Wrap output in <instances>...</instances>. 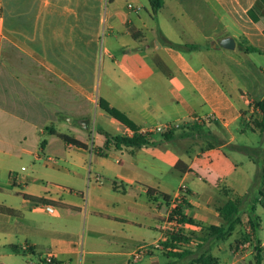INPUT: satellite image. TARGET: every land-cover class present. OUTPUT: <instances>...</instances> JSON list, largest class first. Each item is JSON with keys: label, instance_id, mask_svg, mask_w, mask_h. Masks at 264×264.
Here are the masks:
<instances>
[{"label": "crops", "instance_id": "crops-1", "mask_svg": "<svg viewBox=\"0 0 264 264\" xmlns=\"http://www.w3.org/2000/svg\"><path fill=\"white\" fill-rule=\"evenodd\" d=\"M256 1L264 7V0H163L162 6L151 13L152 17L156 16V41L152 48L156 57L149 58L146 52L140 51L142 53L129 57L132 69L122 66V75L114 78L121 85L128 79L135 84L150 82L152 97L143 101L132 100V104L124 109L126 114L140 132L160 123L185 120L195 114H208L210 118L159 132V138H154L158 131L152 132L151 136L156 140L153 143L137 147L113 143L115 150L121 152L125 149L134 156L126 159L116 155L118 167L115 178L126 184L119 194L122 201L136 200L142 193H146L150 200L161 195L167 210L171 193L153 182L156 183V172L162 175L173 168L175 172L171 173H175L179 182L188 187L182 208L186 216L196 223L192 231H201L202 224L218 225L222 222L218 207L238 191L224 182L216 185L220 177L211 171L209 156L231 141L236 132L242 133L245 128L258 132L254 124L259 121L261 113L254 104L264 98V10L257 21L247 12ZM106 2L0 0V152L8 154L19 148L21 152L35 156H38L39 149L44 153L57 151L65 155L71 147H76L89 151L90 155H107L110 145L104 132L108 131L96 129L98 142H90L88 118L90 107L97 105L98 95L96 100L93 95L96 94L100 23L104 19L101 12ZM112 20L124 25L131 35L145 38L142 29L127 17L117 15ZM113 21L108 25V33H112ZM227 36L234 40L231 48L221 44ZM190 44H198V47ZM249 45L259 50H247ZM135 106L141 109L139 113L131 111ZM116 123L121 135H132L131 129L118 120ZM45 126H53L60 132L71 131L73 136L87 143V147L66 144L56 134L48 133ZM165 132L173 134V137L160 140ZM227 133L230 134L228 138ZM44 134L46 138H42ZM209 136L212 139L205 140ZM40 139L44 140L43 146ZM170 141L177 143L186 156L170 150ZM178 161L180 163L175 167ZM222 161L224 168L235 170L234 164ZM256 162L260 179L261 158ZM81 166L84 168L86 165ZM206 174L209 178L214 175V178L206 179ZM225 175L220 173L222 177ZM112 183L115 193L114 188L121 183L116 180ZM94 184L101 187L99 175L95 176ZM30 195L52 199L56 203H49L53 209L47 211L44 208L47 204L36 205L24 198L34 205L35 210L43 207L53 217L45 229L50 236L43 231V236L32 237L27 232L23 235L25 239L19 248L27 259L37 257L40 260L45 254H51L54 258L52 264H72L73 258L78 259V254L83 253L81 261L85 264L88 258L93 259L97 255L115 256L123 264H128L131 253L142 243L122 226L126 225L128 229L140 227L143 223L139 215L153 219V224L148 226L159 230L158 239L164 238L166 210L148 211L135 203H128L127 213H123L114 199L108 200L107 204L98 203L95 210L91 209L94 216L83 213L84 224L79 237H58L51 233L60 230L56 224L73 215L57 211L55 205L79 215L83 211L82 204L59 200L50 194ZM80 195L85 198L83 192ZM199 198H206V201L199 202ZM109 225L112 227L106 229ZM100 236L103 242L90 239ZM258 239L264 256L263 241ZM40 240L49 244L41 245ZM79 242L85 247L84 251L78 247ZM25 246H28L27 250ZM105 246L111 249H101ZM204 246H208V242ZM216 249L213 245V256ZM148 255L154 260L145 264H156L155 251Z\"/></svg>", "mask_w": 264, "mask_h": 264}, {"label": "rangeland", "instance_id": "rangeland-1", "mask_svg": "<svg viewBox=\"0 0 264 264\" xmlns=\"http://www.w3.org/2000/svg\"><path fill=\"white\" fill-rule=\"evenodd\" d=\"M101 13L104 19L100 23L98 64L95 80L96 94L93 95V99L96 100L98 95V97L104 98L111 105L126 114L127 112L124 109H127L128 104H132V100L140 99L143 101L148 97H152V94L149 92L150 82L146 81L142 84H135L128 79L121 85L118 81L116 83L114 77L122 75V66L132 69V60H129V57L142 53L140 51L146 52L149 58L156 57L152 51L156 41V16H151L152 10L148 0H107L102 7ZM117 15L130 19L138 29H142L145 38L131 35L127 32L124 25H119L113 21L112 17ZM110 21L115 23L113 24L112 33H108ZM106 48L108 51H106ZM131 111L139 113L138 111H141V109L135 106ZM88 118L91 130L89 136L90 142H98L97 137L99 135L96 129L99 128H104L113 136L121 135V132L116 129V120L103 111L98 103L90 107ZM244 130L242 133L236 132L233 134L234 136L231 141L215 149L209 156V162H211L212 166L211 171L217 173L215 174L216 177H220L216 185H223L225 183L227 186L236 187L238 193L234 192L231 195L238 194L237 197L240 204L239 215L241 220L235 225L233 233L224 239L215 240L212 238L208 243L211 247L213 245L217 247L214 251V256L217 257L218 264H264V256L259 263L255 261L254 254L257 240L247 220L248 207L252 204L254 198L258 196L260 189L261 180L257 176L258 165L256 159L261 158V163L259 164H263L264 137L259 134V131L253 132L249 128H245ZM63 131L73 135L71 131ZM159 132L154 134V138L161 136ZM229 136L230 134L227 133L226 138ZM42 138H46V135L44 134ZM206 139L212 138L209 136L205 137ZM108 145L110 147L106 150V156L94 153L90 155L89 151L76 147H71L65 155H60L57 151L44 153L39 149L38 156H35L31 153H23L19 148L11 150L8 154L7 152H0V202L20 211H17L18 214H12L13 216H9L7 213H0V264H25L28 257L26 258V255L22 253L19 245L24 241L23 235L26 232V234L32 237L43 236L42 231L49 236L51 235L45 229L51 223L53 217L43 207L42 210H35L31 202L25 201L23 193L50 194L59 200L77 205L82 204L83 211L79 215L76 212L63 211L64 209L55 205L57 211L73 215V217L69 216L67 220L64 219L58 222L59 224H56L60 229L59 231L51 232L53 235L65 239H73L80 236L84 224L83 213H89L90 216H94L91 209L95 210V206L101 202L107 204L108 200L114 199L118 203V208L123 213H127L126 206L128 203H135L134 205H137V207L148 211H157L158 209L164 212L166 210V205L161 195H157V198L150 200L146 193H142L136 200L129 199L128 202L122 201L123 199L119 197V194L123 192L122 187H125L126 184L119 178H115L118 167L116 155L126 159L134 158V156L129 155L125 149H122L121 152L115 150L111 139ZM119 145L123 146L122 143H119ZM168 146L170 150L180 154L182 157L186 156L180 150L177 143L170 141ZM237 146H246L247 151L237 149ZM222 160H227L228 163L234 164L235 170L224 168ZM83 164L86 165L84 168L81 166ZM62 166L67 167L68 170H65ZM165 168L163 166V169ZM171 172H175L173 168L162 175L156 172V183L153 182V184L159 186V188H165L172 196L181 182H179V177ZM220 173H225L226 175L222 177ZM96 175H99L101 180L100 188L94 184ZM33 177H35L34 180H32ZM205 178L212 179L214 175H211V178H209L206 174ZM114 180L121 183V185L114 188L120 193H114L113 191L112 181ZM199 183L206 186L203 181H199ZM80 192H83L85 198L80 195ZM198 201L204 203L206 198H199ZM102 211L105 212V210ZM255 215L258 217L260 223L258 225L257 237L263 241L264 246V198L256 201ZM138 218L143 223L140 227L128 229L126 225H123L124 230L139 241V243H153L157 241L159 230L153 228L152 225L148 226L149 223L153 224V221H151L153 219L146 215H139ZM109 227L112 226H106V229H110ZM182 231L190 234L195 242L199 241V237L202 235V231ZM90 239L103 242L101 236ZM183 240L187 241L186 239L177 240L178 250L195 249L197 243L192 242L183 245L181 244ZM40 243L45 246L49 244L48 241L42 240H40ZM14 246H16V249H14ZM78 247L84 251L85 247L80 242L78 243ZM101 249L110 250L111 247L105 246ZM162 249H154L156 264H182L185 261L184 258L181 259L172 255L171 252L178 250H168L164 245ZM244 254L247 255L244 256ZM82 255L83 253L81 255L78 254V259L74 257L72 264H85L81 261V257H84ZM33 259L35 264H46L45 262H40L37 257ZM153 260L154 258L148 254L143 255L140 260H133L130 256L128 264H145L151 263ZM115 262L123 264V261L118 260L115 256L99 255L93 259L88 258L86 264H114Z\"/></svg>", "mask_w": 264, "mask_h": 264}, {"label": "trees", "instance_id": "trees-1", "mask_svg": "<svg viewBox=\"0 0 264 264\" xmlns=\"http://www.w3.org/2000/svg\"><path fill=\"white\" fill-rule=\"evenodd\" d=\"M148 2L153 13H155L157 9H159L163 4V0H148ZM262 10H264V7H262L260 3L256 1L247 10V12L248 15L253 20L257 21ZM189 46L198 47V44H190ZM246 49L259 50L258 48L251 45L246 46ZM97 103L103 111H105L110 116H112L113 118H115L120 123L127 126L129 129L133 131L131 136H127V135L113 136L110 135L108 132H104L105 136L107 137L106 138L107 142H109L111 139L116 146L119 145V143H122V144L130 145L132 147H137L143 144L153 143L156 141L151 136L152 132L138 131L136 124L127 116V114H125L117 107L111 105L104 98L98 97ZM254 107H256L261 113L260 119L259 121L255 122V125L258 128L259 134L262 137H264V98L256 102L254 104ZM44 129L48 133L56 134L57 136H59L66 144H72L81 148L87 147V143H85L84 141L66 132H60L53 126H45ZM172 137L173 134H169L168 132H165L163 138H161L160 140H164V139L168 140L171 139ZM40 144L41 146H43L44 140H41ZM236 148L243 151H247L246 146H237ZM263 156H264V149H263ZM179 163L180 161L176 162L175 167H178ZM259 177L261 180L260 189L258 191L259 197L256 196L254 198V201L248 207V213H247V220L257 240V244L255 245V254H254L256 263H259L263 256V248L259 246L260 241L257 237L259 219L255 215V205H256V201L260 200V196L264 197V158H263V164L260 166ZM148 190H150V188H148ZM237 196L238 195L231 196L221 206L218 207V212L222 217V222L220 224L200 225L202 235L199 237V241L196 242L197 244L194 250H181V251L178 250L175 252H171L172 255L179 257L181 259L184 258L185 261L182 264H218L217 258L211 254V248H212L211 245L209 244L208 246L205 247L204 243L205 242L209 243L212 238L215 240L224 239L233 233L235 229V225L239 223L241 220L239 215L240 204ZM23 197L32 200L36 205L56 203L52 199L44 198L41 196L30 195L26 193H23ZM164 197H167V194H164ZM0 212H4L8 214H18L16 209L6 206L4 204H0ZM189 220L194 223L193 220L191 219ZM188 238H189L188 236L183 234H173L171 238L165 243L166 244L171 243L173 240H178V241H181L182 239L188 240Z\"/></svg>", "mask_w": 264, "mask_h": 264}, {"label": "built area", "instance_id": "built-area-1", "mask_svg": "<svg viewBox=\"0 0 264 264\" xmlns=\"http://www.w3.org/2000/svg\"><path fill=\"white\" fill-rule=\"evenodd\" d=\"M210 115H200L195 114L190 117H188L185 120H175L165 123L157 124L156 126L147 128L142 130V132H154V131H168L172 128H179L181 126H189L193 125L195 123H200L209 120ZM188 195V187L185 183H180L173 195L168 199V205L167 210L164 214L163 219V229H164V238L159 239L153 243H142L140 246H138L132 253L131 258L133 260L140 259L143 255L149 254L154 249H162L163 245L168 250H178L177 247V240H173L171 243L166 244L165 242L168 241L173 234H183L188 236L189 240L185 241L183 240L181 244H187V243H196L193 238L190 236V234H186L182 230H193L196 228V224L191 222L189 218L186 216V214L183 211V204L186 201V197ZM44 208L47 211H52L51 205H45ZM28 246H25V249L27 250ZM164 250V249H162ZM81 252V250H80ZM40 262H45L46 264H52L54 261V258L51 254H45L42 258L39 260ZM25 264H35L34 259L29 258L26 260Z\"/></svg>", "mask_w": 264, "mask_h": 264}, {"label": "water", "instance_id": "water-1", "mask_svg": "<svg viewBox=\"0 0 264 264\" xmlns=\"http://www.w3.org/2000/svg\"><path fill=\"white\" fill-rule=\"evenodd\" d=\"M221 44L225 47H228V48H231L233 47V44H234V40L233 38H231L230 36H227V37H224L222 40H221Z\"/></svg>", "mask_w": 264, "mask_h": 264}]
</instances>
